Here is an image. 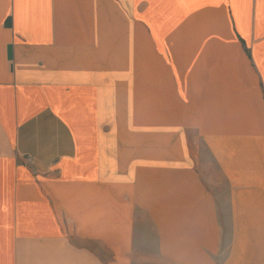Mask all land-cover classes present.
<instances>
[{"label": "crops", "instance_id": "crops-1", "mask_svg": "<svg viewBox=\"0 0 264 264\" xmlns=\"http://www.w3.org/2000/svg\"><path fill=\"white\" fill-rule=\"evenodd\" d=\"M0 264H264V0H0Z\"/></svg>", "mask_w": 264, "mask_h": 264}, {"label": "built area", "instance_id": "built-area-1", "mask_svg": "<svg viewBox=\"0 0 264 264\" xmlns=\"http://www.w3.org/2000/svg\"><path fill=\"white\" fill-rule=\"evenodd\" d=\"M23 161H24V163H25L27 166L32 167V159H31L30 157L25 156V157L23 158ZM31 172H32L33 175H36L35 170L32 169V168H31Z\"/></svg>", "mask_w": 264, "mask_h": 264}]
</instances>
